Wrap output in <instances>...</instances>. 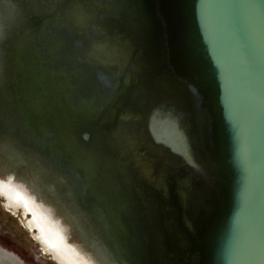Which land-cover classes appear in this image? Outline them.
<instances>
[{
    "label": "water",
    "instance_id": "1",
    "mask_svg": "<svg viewBox=\"0 0 264 264\" xmlns=\"http://www.w3.org/2000/svg\"><path fill=\"white\" fill-rule=\"evenodd\" d=\"M0 176L91 264H264V0H0Z\"/></svg>",
    "mask_w": 264,
    "mask_h": 264
},
{
    "label": "rangeland",
    "instance_id": "2",
    "mask_svg": "<svg viewBox=\"0 0 264 264\" xmlns=\"http://www.w3.org/2000/svg\"><path fill=\"white\" fill-rule=\"evenodd\" d=\"M128 44L116 40L112 57L99 61V69L111 73L114 77L118 75L117 73H122L128 60L121 55ZM123 48L122 54L118 55V50L121 51ZM4 203L5 199L0 196V253L7 255L12 264H57L40 243L33 239V234L23 223L21 211L15 213Z\"/></svg>",
    "mask_w": 264,
    "mask_h": 264
},
{
    "label": "bare ground",
    "instance_id": "3",
    "mask_svg": "<svg viewBox=\"0 0 264 264\" xmlns=\"http://www.w3.org/2000/svg\"><path fill=\"white\" fill-rule=\"evenodd\" d=\"M0 179L5 178L0 176ZM13 189L14 190L10 192H3L2 196L5 199V206L11 208L15 213L17 212V210L21 209L23 215L25 216L27 213H30V210L24 208L19 203V201L15 198V192L19 190H26L30 193V191L14 182ZM30 194L37 198L38 203H36L31 208V211L33 213L32 217L28 220H24L23 223L30 231H32V233L34 234L33 236H40V239H37V241L41 244L43 249L46 252L50 253L53 259H55L59 264H91L80 254L77 248L73 244H71L70 241H68L65 233L59 226L58 221L56 222L55 230H51V221L53 217L50 211L47 208H43L37 195H33L32 193ZM37 218H40L42 221L48 222V226L50 227L49 237L53 243H50L48 240H45L43 238V235L40 233L37 227ZM53 244L55 245V247H53ZM0 264H12V260L7 255L0 253Z\"/></svg>",
    "mask_w": 264,
    "mask_h": 264
},
{
    "label": "clouds",
    "instance_id": "4",
    "mask_svg": "<svg viewBox=\"0 0 264 264\" xmlns=\"http://www.w3.org/2000/svg\"><path fill=\"white\" fill-rule=\"evenodd\" d=\"M5 179H0V182H3ZM18 195L15 194V198L19 201V203L27 209L32 208L36 203H38V200L35 196H32L29 192H27L26 190H19L18 191ZM3 193L0 192V196H2ZM45 207H49L48 205H45ZM31 214V217L33 215L32 211H29ZM57 219H59L58 217H56L55 215H53L52 221H51V225H52V229L51 230H55V226H56V221ZM37 223V227L40 231V233L43 235V238L45 240H48L50 243H53L52 240L49 237V231H50V227L48 226V222L46 221H42L40 218H37L36 220ZM62 221L59 222V225L61 226ZM33 239H40V236H34ZM54 245V244H53Z\"/></svg>",
    "mask_w": 264,
    "mask_h": 264
},
{
    "label": "snow or ice",
    "instance_id": "5",
    "mask_svg": "<svg viewBox=\"0 0 264 264\" xmlns=\"http://www.w3.org/2000/svg\"><path fill=\"white\" fill-rule=\"evenodd\" d=\"M13 180L14 177L12 176H8L6 180H4L3 182H0V192H10L13 191ZM15 194H19L18 191L15 192ZM31 211V208L29 209ZM53 247H55V245H53Z\"/></svg>",
    "mask_w": 264,
    "mask_h": 264
}]
</instances>
